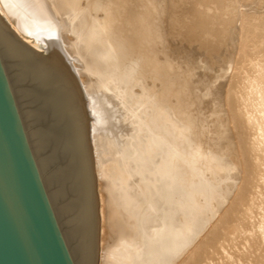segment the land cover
Instances as JSON below:
<instances>
[{
  "label": "bare ground",
  "instance_id": "1",
  "mask_svg": "<svg viewBox=\"0 0 264 264\" xmlns=\"http://www.w3.org/2000/svg\"><path fill=\"white\" fill-rule=\"evenodd\" d=\"M71 1L0 0V18L32 47L42 46L44 49L42 54L68 82L85 120L98 204L97 264H195L198 259V262L202 261L200 260L202 252L211 243L213 249L211 250L212 247L209 246L210 249L207 248L210 254L202 256H205L204 264H264V177L260 178L264 176L260 173V169L264 167V63L258 59L259 56L264 57V47L261 48L264 38L259 37L261 41L256 39L260 43L258 44L250 38V32L245 33L250 25L245 27L246 22L256 19L258 24L255 25H259L257 27L260 29L256 32L260 34L259 36L264 35V0H186V19L178 13V7H174L176 0H158L159 4L165 7L158 27L151 13L149 11L150 14L146 13L150 0H135L148 20L154 24L157 38V35L162 33L163 39L170 40L171 46L177 44L176 39L179 38L176 34L185 32L184 24L190 27L186 37L191 34L197 37L195 42L200 43L198 47H188L180 52L178 50L176 54L173 53L180 59L191 56L192 60L193 58L200 60L198 61L200 68L198 66L196 68L198 72L186 70L184 62L171 63L168 60V64L175 69L178 68L185 82L187 80L194 84V91L206 94L210 92L215 97L216 107L226 110L222 122H214L212 127L219 130L223 126L228 130L234 141L232 149L241 156L239 161L234 160L232 163L239 170L231 182H226L222 175L208 177L207 183L213 184L217 178L222 194L214 195L210 203L207 200L203 203L196 199L192 204H186L189 201L186 188L189 183L191 184V171L197 176L202 169L210 166L212 161L221 163L223 156L216 150H208V144L201 139L205 131L200 129L201 127L197 128L195 122L186 114L175 116L159 109L158 123L163 127V137L155 134L156 130L153 129H156L155 125L158 124L154 125L152 116V120L147 119L149 115L144 112L145 115L138 113L139 118L134 121L129 119L132 123L127 125L123 116L122 100L115 102L111 99L112 96H116L117 91L120 93L121 88L110 82L112 77L109 73L113 69L109 71L106 64H102L103 60L108 59L107 42L99 35L95 39L91 32L84 33V26L77 20L80 14H77L75 9L66 7ZM119 1L124 4L123 10H127L126 3L131 0ZM253 3L257 6L252 7L253 15L248 18V11L250 12L248 8H251ZM195 5H198L199 9L194 8ZM149 9L152 10L151 7ZM215 9L220 10L221 14L223 12L230 14H224L227 19L230 16L231 22L230 26L224 24L228 27L224 36L220 31H216L218 34L214 33L218 35L216 36L219 37L218 40L223 42L222 50L220 47L221 53L217 52L218 47L211 46L216 38L213 32H211L213 41L211 39L210 42L208 40L210 32L205 34L211 17L213 20H221L215 14ZM225 18L222 21L225 22ZM103 19L104 15L102 23L105 20ZM121 19L120 22H123V17ZM89 20H86L87 23ZM236 21L242 23L240 25L242 30L238 34L234 24ZM82 23L84 24V20ZM103 24L100 26L101 34L105 33L104 27L107 26ZM219 26L221 27V24ZM224 26L215 28L225 31ZM202 35L204 37L208 35V38ZM246 35H249V38L247 37L249 40L252 39L258 46L260 45L259 50L256 48L259 51L257 54H253L255 51L249 53L246 50L249 45L246 44V40L242 42ZM96 40L99 42L94 46ZM35 42L39 45L37 46ZM251 43L253 45V42ZM242 46L246 48L245 51L241 49ZM96 47L97 52L94 50ZM253 49L254 47L251 50ZM184 51L185 57L179 55ZM235 54L246 56L248 59L245 60L243 56L241 59ZM242 60L248 61V64L245 68L244 64H241L240 72L231 76L230 71ZM83 62L86 63L85 71L89 75L97 73L95 79L84 78V67L81 66ZM152 63L149 61L150 66ZM118 72L116 76L120 75ZM241 72L243 74L239 76L238 73ZM129 125H132V128H129V134L126 136L124 132L131 127ZM157 130L156 132H159V129ZM191 133L195 134L196 138L195 140L191 138L193 141L187 145L186 141L191 137H188V134ZM101 144H104V149H110L112 157L108 160L98 158L96 164L95 156L99 155V149L96 148V153L93 147ZM249 177L251 187H248V191L251 189L252 194L251 191L249 194L252 197H247L244 193V185ZM207 185L203 189L208 190ZM234 187L237 189L232 190ZM223 196L230 198V202L232 197L233 200L227 208L224 206L225 211L219 215L218 212L224 209ZM258 198L262 200H257ZM205 207L210 208L213 227L186 257V233L196 232L204 225L205 220L200 219L199 214ZM186 216L190 224L187 232ZM254 217L256 219L251 221L250 219ZM217 233L220 236L215 238L218 236Z\"/></svg>",
  "mask_w": 264,
  "mask_h": 264
},
{
  "label": "water",
  "instance_id": "2",
  "mask_svg": "<svg viewBox=\"0 0 264 264\" xmlns=\"http://www.w3.org/2000/svg\"><path fill=\"white\" fill-rule=\"evenodd\" d=\"M85 120L52 62L0 18V264H97Z\"/></svg>",
  "mask_w": 264,
  "mask_h": 264
},
{
  "label": "rangeland",
  "instance_id": "3",
  "mask_svg": "<svg viewBox=\"0 0 264 264\" xmlns=\"http://www.w3.org/2000/svg\"><path fill=\"white\" fill-rule=\"evenodd\" d=\"M106 1L105 0H72L70 3L69 2L67 3L66 7L67 8L70 7V9H75V12L77 14H80V18H78L77 20L78 21L80 20V22H81L80 24L82 26H84V31H85L84 33L85 34L91 32L93 35H95V37H96L95 39H97V37L99 35V36H101V39H103L104 42H107L106 45H107V50H108V59L106 58L107 60H103L102 64L103 65L106 64L105 65L106 69L109 71H111L113 69L112 72L109 73V75L112 77V80H110V82L112 84H117L121 88L120 93L117 91V94L114 93L116 96L115 97L112 96L111 99L115 102H116V100H119V99L122 100V102H123L122 106L124 105L123 106L124 107L123 108L124 109L123 110V113H124L123 116H124V118H126L127 125L132 123V121H130V120L134 121V119L139 118V117H137L138 113L140 114V113L144 112L145 114L149 115L147 119H151V116H152V119H154V121H155V122L152 121V122H154V125L156 123L158 124V125H155L156 129H153V131H155V130L158 131L157 129H159V132L155 131V134H158V137H159V135L163 137L164 136V130L162 129L163 127H161L159 124L160 123V120H159L160 119L159 118L160 110H163V111H167L169 113H173L175 116L186 114L187 116L190 117V119H192L195 122V126L197 128L201 127L200 129H203L205 131L204 134L201 136V139L205 140L206 144H208L207 145L208 150H210V149L216 150L219 154H221L223 156L222 161H221V163L212 161L210 166H208L205 169H202L197 176H196L195 172H193V174H192V171H191V174H190L191 184L189 183L188 186L186 185L187 186L186 195H187V197H189V201L186 202V204H188V203L192 204V203L196 202V199L203 201V203L207 200V202L210 203V199H212V197H214V195L222 194V192H221V188L219 186V183L217 181V178H216V181H214L215 184H213L212 182L207 183V181L209 179L208 177H210V176L216 177L218 175H222L223 178L226 180V182H228V183L231 182L233 177L235 176V174L239 170L238 167L233 166L232 163L234 160L239 161L241 159V156L236 152L234 153V151L232 149L234 141L232 140V137H230L228 130H225L223 126L219 130L214 129L212 127L213 126L212 124L214 122H216V123L222 122L223 117L226 115V110L219 109L216 107V102H215L216 100L214 99L215 97L213 95H211L210 92H207V94H206L205 92L200 93V92L194 91L193 90L194 84L193 83L191 84V82H189L187 80L185 82V79L183 78L181 73L179 74L178 68L175 69L173 66L171 67L168 64V60L171 63L177 62V61L178 62H184V66L186 67V70H188L189 72H192V73L198 72V69H196V68H197V66L199 67L198 61H200V60H198V59L194 60L195 58H193V60H192L191 56H186L185 59H183V58L180 59L178 56L175 55L176 53H178V50L180 52L181 50L187 49L188 47H190V48L198 47V45H200V43L195 42L196 41L195 39H197V37H193V34H191V33L190 34L192 35V37H191V35H188V37H186L188 32H189L190 27L187 26L186 24H184L183 27H185V28H183V31H185V32L181 31V33L176 34L177 37L179 38L178 40L176 39L177 44L174 43V45L171 46L170 40H168L166 38L163 39L164 37H162L161 30L159 31V33H161V35L157 33L158 38L156 37L155 30H154V28H155L154 24L148 20V18L145 16L144 12L139 8L138 2H136L135 0H133V1L131 0V2L126 3L128 6V9L124 11L123 10L124 4L121 1H119V0H114V1L113 0H106ZM108 1L109 2L111 1V2L109 3ZM116 1L118 2V4ZM194 3H195V1H194ZM70 4H72L73 6H71ZM174 4H175L174 5L175 8L178 7V13H181L182 16H184V19H186V17H187V15L185 17V14H187L186 0H183V1L182 0H178V1L176 0L174 2ZM256 4H258V3H256ZM111 5H113V6H111ZM253 6H257V5H254V3H253L250 6L251 8H248V10H250V12L248 11V13H249L248 18H250L253 15V13H252L253 11L251 10V9H253L252 8ZM148 7L149 8L151 7L152 10L147 8L146 13L147 14L151 13V15L154 18L153 20L155 22V25H157V27H158L159 21L161 19L160 16L165 11V7L162 6L161 4H159L158 0H150ZM114 8H115V10H114ZM194 8L199 9L198 5H195ZM216 11H218V9H215L214 12H215V14H217L221 18V20H219V21L217 19L213 20V17H211L212 20H210L208 23V30L205 32V34L210 32L209 33L210 35L208 34L210 39L207 37L208 35L205 37L202 35L204 38H208L209 42L211 39H212L211 41H213V38H211V37H213L212 35L214 33L218 34L216 31H220L221 33L223 32L222 34L224 36V34L228 28L227 26H230V23H231L230 22V16L228 17V19L225 16L227 14L230 15L229 13L226 12V14H225V12H223V14H221L222 12L220 10L217 13H216ZM224 11H225V9H224ZM212 12L213 11H211V13ZM109 14H110V17H109ZM103 15H104V19H105V20L103 19L104 24L102 23ZM222 15H224V17H222ZM122 17H123V22H120V21H122V19H121ZM115 18L117 21H115ZM223 18H225L226 23L224 21H222ZM87 19H90L89 20L90 23L89 22L87 23V21H86ZM83 20H84V24L86 23V25H84L82 23ZM111 20H113L112 23H111ZM212 21L214 24L212 23ZM220 21L222 23H220ZM117 22L119 24V27H118ZM257 22L258 21H256V19H250V22H248V23L246 22V25H245V27H247V25L250 24V25H248V27H247L248 30H246L245 33L248 32L247 34H249V32H250L252 34V35L250 34V38L254 39L255 41L259 40L261 37L264 38V35L259 36L260 34L258 32L260 31V29H258V27H257L259 25H255V23H257ZM114 23H116V24L114 25ZM215 23L216 24L218 23L217 24L218 26ZM101 24H103V26H106V25L108 26V27L107 26L104 27L105 28L104 34L100 33ZM220 24H221V27L224 26V24L227 25V26L226 25L224 26L225 31H224V29H223V31H221L222 29H219V28L216 29L217 27H220L219 26ZM234 24H235L236 31L238 34V32L242 30L241 26H240L242 23H239V21H236ZM251 24L253 26H251ZM198 25H199V22H198ZM210 25H212V27ZM213 26H214V29H213ZM249 26H250V28H249ZM114 27H115V29H114ZM210 27H211V29H209ZM253 27H254V29H253ZM119 28H121V30ZM116 29H119V30L116 31ZM251 30L252 31L254 30L255 33H254V31L252 33ZM256 30L258 32H256ZM211 32H213V34ZM221 33H220V36H222ZM256 33H258V36L256 35ZM216 34H214L215 37L218 36ZM252 36H254L256 38H253ZM19 37L22 38L21 36H19ZM247 37L249 38V35H246L245 38L243 37L242 42H244L243 40H246V44L249 45V47L247 45H245V47L246 48L248 47V49L244 48V46H242L241 49H244V51L246 49L247 51H249V53H250V51H251V53H253L255 51L253 54H255V53L257 54L259 52L258 50L260 49V47H259L260 45L258 46V44H260L259 41H261V40L257 41V43H258L257 44L254 40H252V39L249 40ZM218 38L217 37L214 38L215 40L212 42L211 46H214V47L216 46L215 48L218 47L216 50L219 53L220 47H221V50L223 48V45H222L223 42L221 40H218ZM250 41L253 42V45ZM98 42H99V40L98 41L96 40L93 45L97 46ZM189 42H192V43H189ZM220 42H222L221 45H219ZM262 42L263 43L261 44L262 45L261 48L264 47L263 46L264 45V39H262ZM35 43H37V42H35ZM249 43H251V44H249ZM38 45L39 44L37 43V46ZM255 45H256V47H255ZM250 46H251V48H250ZM252 46L254 47L253 51L251 50L253 48ZM38 47H35V49L38 50L40 53H44V49L42 48V46L39 45ZM168 48H169V50H168ZM97 49H98V47H96L94 49L95 52H97ZM172 50H174V51H172ZM164 51H167V52H164ZM173 52L174 53L176 52V53L174 54ZM185 53H186V51H184V53L179 54V55L184 56V55H186ZM235 55H236V57L240 56V54H235ZM243 55H245V53ZM243 55H241V56H243ZM241 56H240V58H241ZM242 58L245 59L247 57L243 56ZM247 59H245V60H247ZM258 59L264 63V57L259 56ZM148 60L153 62L152 66L149 65ZM245 60L244 61L242 60L240 62V64L236 65V68L234 70L230 71L231 76L233 74H236L237 72H240L239 69H240L241 64H244V68H245V66L248 64V61L245 62ZM81 66L84 67L83 75H84L85 79H89V78L95 79L97 77V73H91L89 75V73L87 71H85L86 63L83 62ZM188 66H190V67H188ZM216 66H214V67L217 69ZM121 67H122L123 71H121ZM187 67H188V69H187ZM118 68H119V70H118ZM244 68L243 69L241 68V69L244 70ZM237 69H238V71H237ZM117 71H119L118 74L120 73V75H118V76H116ZM242 72L238 73L239 76H241V74H243ZM114 76H115V79L113 80ZM179 77H180V80H179ZM220 80L226 81L227 79H220ZM112 92H114V91H112ZM134 113H136V115ZM154 113L157 115H155ZM133 116H136V117L133 118ZM147 119L145 118V120H147ZM127 120H129V121H127ZM129 126H131V127H128L127 132L126 133L124 132V134L126 136L129 134V128H132V125H129ZM155 126H154V128H155ZM159 126L161 128H159ZM162 130H163V132H162ZM193 130H196V129H193ZM162 137H160V138H162ZM188 137H190L189 138L190 140L186 141L187 145H189L191 143V141H193V140H191V138L194 140L196 138L195 134H192V133L188 134ZM96 148L99 149V151H98L99 157L95 156L96 164H98V161H99L98 158H100V160L101 159H107L108 160L110 157H112V152L109 151L110 149H107V148L104 149L105 148L104 144L103 145L101 144L98 147H93V150L97 153ZM260 170H261L260 173L264 174V171H262V170H264V167H262V169H260ZM186 173H187V171H186ZM197 177H198V179H196ZM263 177L264 176L262 175L260 178H263ZM250 179H251V177H249V180H247V182H245V185H244V189H245L244 193H246L245 195L247 197L251 196V194H252L251 189H250L251 192L248 191L249 190L248 187H251ZM206 184H208L207 185L209 188L208 190L203 189V187L206 188ZM238 186H240V184ZM246 187H247V189H246ZM234 188L232 190L237 189L236 187H234ZM249 192L251 194H249ZM247 193L249 195H247ZM259 197L262 198V196H259ZM260 198H258L257 200H262ZM232 200H233V197L231 198V202H232ZM223 201H224V203L222 204V209L223 208L224 209L218 212L219 215L222 214V212L225 211V209L228 207V204L231 203L230 198H227L226 196H223ZM224 206H226V208ZM199 215L201 217L200 219H202V220L204 219L205 222H204V225L201 227V229H199L198 231L190 233V234L186 233V257H188L190 255L192 249L194 247H196L202 241V239L205 237V234L208 233V231L211 230V228L213 227L212 216H210L211 215L210 208H207V207L202 208V212ZM218 216H216V217L218 218ZM188 219H189L188 216H186V232L190 228V224L188 223ZM253 219L255 220L256 218L254 217V218H251L250 220L253 221ZM218 233H217L218 236H215V238H218L220 235H222L221 232H220L221 233L220 235ZM215 238L212 239L213 242L215 241ZM210 245H212V246H210ZM208 246L210 248L212 247L211 250L213 249V243L208 244ZM208 246L205 248L206 252H205V250H203L205 253L202 252V255L200 257V260H202V261H199L200 262L199 263L198 262L199 259H198L195 264H204L203 259L205 258L206 255H208L206 253L210 254V252H208L210 249ZM207 248H209V249H207ZM203 255H205V256L202 257Z\"/></svg>",
  "mask_w": 264,
  "mask_h": 264
}]
</instances>
